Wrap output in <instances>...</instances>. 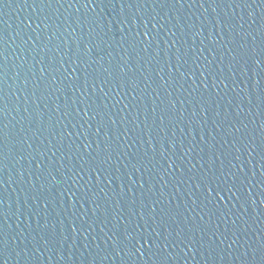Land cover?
<instances>
[{"label": "water", "instance_id": "1", "mask_svg": "<svg viewBox=\"0 0 264 264\" xmlns=\"http://www.w3.org/2000/svg\"><path fill=\"white\" fill-rule=\"evenodd\" d=\"M262 25L264 0H0V264H261Z\"/></svg>", "mask_w": 264, "mask_h": 264}, {"label": "snow or ice", "instance_id": "2", "mask_svg": "<svg viewBox=\"0 0 264 264\" xmlns=\"http://www.w3.org/2000/svg\"><path fill=\"white\" fill-rule=\"evenodd\" d=\"M41 4L44 7H51V0H41ZM70 6H71V3H70ZM261 37L264 38V25L261 26ZM3 55H4V53L0 52V57H3ZM244 55L248 56L249 59L251 60V62L254 61L255 64L258 66V68L261 69V72H264V39L261 40L259 50H257L256 46H254L251 48L250 53L245 52ZM5 67H6V65L3 63L2 60H0V76L7 74L6 72H4ZM202 75H203V73H202ZM221 83H223V81H221ZM260 99H261V103L264 104V88L261 89ZM4 103H5V98L3 96V89L0 88V113H3V111L5 110L4 109ZM77 114H79V113H77ZM87 114L88 113L85 112V115H87ZM84 123H87V121H84ZM3 137H4V131H3V128H0V166L3 165V160L5 159V156H4L3 151H2ZM107 147H108V149H110L111 145L108 144ZM229 191H231V189H229ZM142 238L144 240V246H145V244L147 246H149L148 237L143 236ZM140 239L141 238H139V240H138L139 243H140ZM187 240H188V243L191 244V239L187 237ZM5 246H6V242L4 240V236L2 233H0V257L3 256ZM151 247L152 248L158 247V245L155 243L154 240L152 241ZM136 251L139 252L140 248L136 249ZM255 251H256V249H253V252H255ZM259 251L261 254V264H264V243L261 244ZM164 252L167 253L166 248L164 249ZM117 255H119V253H117Z\"/></svg>", "mask_w": 264, "mask_h": 264}]
</instances>
